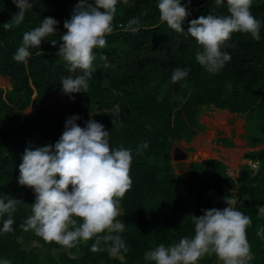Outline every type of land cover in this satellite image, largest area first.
<instances>
[{
  "label": "trees",
  "instance_id": "1",
  "mask_svg": "<svg viewBox=\"0 0 264 264\" xmlns=\"http://www.w3.org/2000/svg\"><path fill=\"white\" fill-rule=\"evenodd\" d=\"M77 2L30 0L32 7L22 24L5 30L3 24L11 22L19 9L12 0H0V75L10 83L8 89L0 87V117L13 115L12 127H0V197L23 200L13 214V231H2L7 215L0 217V261L26 263L32 256L22 241L33 239L46 249H60L58 260L70 264H154L144 260L145 251L160 243L170 245L183 236H193L192 215L220 208L236 184L239 197L235 207L252 220L247 229L250 245L262 239L257 232L264 228V216L258 214V206L264 205V146L246 153V157L257 161V168L244 162L236 177L214 157L190 162L183 172H174L169 148L174 140L187 139L196 132L199 107L204 104L248 115L244 137L264 144V0H253L251 9L262 22L260 39L234 33L229 44L235 47L225 49L231 60L215 74L208 73L195 60L199 46L187 29L192 19L210 11L226 15V0L219 7L212 0H192L191 4L181 0L189 12L183 33L161 22L157 0H120L107 46L95 50L97 70L89 81L88 92L70 97L62 92L60 80L72 73L57 52L62 43L60 36L66 31L64 21L71 18ZM47 16L59 21L57 32L46 37L41 48L30 49L32 55L26 63L17 62L13 56L23 34L39 26ZM134 19L137 24L130 23ZM133 27L138 31L134 33ZM50 40H56L57 45L52 46ZM101 56L107 58V67ZM177 67L190 72L185 80L172 83L171 74ZM51 94L60 95V104L66 98L71 102L64 111L52 115L41 106ZM116 105L121 111L114 125L111 113ZM27 107L28 113L20 118L17 112ZM73 115L80 117L77 123L81 127H86L89 119L102 123L110 133L113 148L122 143L132 150V186L121 200L118 217L126 226L121 234L128 248L126 253L112 255L110 243H102L101 250L93 252L94 241H88L71 248L78 255L70 256L68 249L46 243L34 232H24L19 227L31 214L30 204L35 199L33 190L18 182L25 149L54 145L65 130L66 120ZM145 141L148 147L138 151ZM216 197L220 203L215 202ZM251 253L250 264H264V244Z\"/></svg>",
  "mask_w": 264,
  "mask_h": 264
},
{
  "label": "clouds",
  "instance_id": "2",
  "mask_svg": "<svg viewBox=\"0 0 264 264\" xmlns=\"http://www.w3.org/2000/svg\"><path fill=\"white\" fill-rule=\"evenodd\" d=\"M18 7L11 22L3 24L5 30L19 26L25 13L32 7L30 0H12ZM120 0H78L70 19L64 21L66 31L60 36L57 56L67 64L69 73L62 77V92L71 97L73 93H87L89 81L97 70L96 49L107 46V37L114 29L117 4ZM127 3V0H123ZM191 4L192 0H187ZM217 6L225 0H212ZM227 14L210 11L192 19L187 33L194 38L199 50L195 60L208 72H219L230 62L231 54L225 49L234 33L250 34L260 39L261 20L252 14L253 0H226ZM161 22L177 33L185 32L183 23L189 15L187 5L181 0H157ZM54 17H44L39 26L23 34L22 43L13 58L26 63L31 57L30 49L41 48L46 37L57 32ZM137 24L138 20L130 21ZM134 33L138 28L131 29ZM52 46L56 40H50ZM104 67L107 58L100 57ZM188 68L177 67L171 74V82L185 80ZM187 86L186 83L184 85ZM163 99V97H158ZM116 105L113 112L114 125L120 115ZM78 115L70 116L65 130L55 144L35 149H25L19 164L18 182L31 188L35 199L30 204L31 214L19 225L24 232L32 231L46 243H56L71 249L81 243L94 241L91 251L101 250L102 243L111 245L112 252H127L121 234L125 223L120 216L121 200L132 186V150L122 143L113 148L110 133L95 119H89L81 127ZM148 147L147 141L138 146V151ZM227 207L205 209L203 215L193 214L194 235L183 236L170 245L160 243L145 251L146 262L154 264H199L205 256L215 255L222 264H250L253 259L247 229L251 217L238 210L237 201L224 197ZM23 200L0 197V217L5 233L13 231V214ZM258 214L264 216V205L258 206ZM257 235L264 236V228ZM0 264H11L3 259Z\"/></svg>",
  "mask_w": 264,
  "mask_h": 264
},
{
  "label": "rangeland",
  "instance_id": "3",
  "mask_svg": "<svg viewBox=\"0 0 264 264\" xmlns=\"http://www.w3.org/2000/svg\"><path fill=\"white\" fill-rule=\"evenodd\" d=\"M9 80L7 77L0 75V87L5 90L9 88ZM64 103L60 104V95L53 94L46 100L45 108L53 114L64 111L71 102L70 98L64 99ZM30 107L18 111L19 117H23L28 113ZM16 108L14 107V110ZM95 111H91L94 114ZM51 115V117H53ZM12 114L5 118L0 117V127H12ZM250 117L244 113L229 112L226 109L217 108L211 104H204L199 107L197 116L196 132L187 139L174 140L169 148V162L174 172H183L190 162H197L207 157L219 159L226 167L227 172L236 177L239 172L240 165L244 162L250 164L251 159L246 157V153L254 151L264 144H256L253 140H247L245 130ZM30 143V141H28ZM238 184L230 194V198L237 199L239 197ZM216 203H220V198H215ZM220 206V209L227 207ZM173 243V242H172ZM264 244V236L257 242H253L251 251ZM24 249L35 258L27 260L21 264H70L58 260V252L60 249H46L35 240L27 239L22 241ZM70 256L78 255V252L68 249ZM112 255L115 252L110 251ZM199 264H222L215 255H210L206 259H201Z\"/></svg>",
  "mask_w": 264,
  "mask_h": 264
},
{
  "label": "built area",
  "instance_id": "4",
  "mask_svg": "<svg viewBox=\"0 0 264 264\" xmlns=\"http://www.w3.org/2000/svg\"><path fill=\"white\" fill-rule=\"evenodd\" d=\"M250 166H251L252 169L257 168V166H258L257 161H256V160L251 161V162H250Z\"/></svg>",
  "mask_w": 264,
  "mask_h": 264
},
{
  "label": "crops",
  "instance_id": "5",
  "mask_svg": "<svg viewBox=\"0 0 264 264\" xmlns=\"http://www.w3.org/2000/svg\"><path fill=\"white\" fill-rule=\"evenodd\" d=\"M9 88H10V84H9ZM51 95H53V94H51ZM54 95H55V94H54ZM45 102H46V101H45ZM45 102H42V103H41V106L44 107V108H45V106H44ZM45 109H46V108H45ZM238 193H239V190H238Z\"/></svg>",
  "mask_w": 264,
  "mask_h": 264
},
{
  "label": "water",
  "instance_id": "6",
  "mask_svg": "<svg viewBox=\"0 0 264 264\" xmlns=\"http://www.w3.org/2000/svg\"><path fill=\"white\" fill-rule=\"evenodd\" d=\"M183 169L185 170L186 168L184 167ZM221 206H225V202L224 201H222Z\"/></svg>",
  "mask_w": 264,
  "mask_h": 264
}]
</instances>
